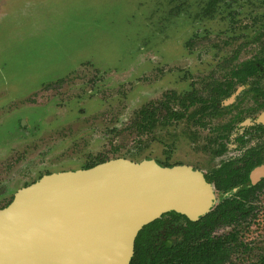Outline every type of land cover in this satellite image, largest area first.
Wrapping results in <instances>:
<instances>
[{"label": "rangeland", "instance_id": "1", "mask_svg": "<svg viewBox=\"0 0 264 264\" xmlns=\"http://www.w3.org/2000/svg\"><path fill=\"white\" fill-rule=\"evenodd\" d=\"M209 1L0 0V208L24 182L96 156L206 168L210 156L181 123L139 138L131 124L142 105L207 79L213 64L255 54L264 0H217L206 13ZM252 203L240 237L253 250L238 262L264 249V189Z\"/></svg>", "mask_w": 264, "mask_h": 264}, {"label": "water", "instance_id": "2", "mask_svg": "<svg viewBox=\"0 0 264 264\" xmlns=\"http://www.w3.org/2000/svg\"><path fill=\"white\" fill-rule=\"evenodd\" d=\"M263 174L264 164L253 168L241 188ZM215 202L203 173L184 164L120 157L51 172L0 208V264H129L143 226L167 212L197 220Z\"/></svg>", "mask_w": 264, "mask_h": 264}, {"label": "flooded vegetation", "instance_id": "3", "mask_svg": "<svg viewBox=\"0 0 264 264\" xmlns=\"http://www.w3.org/2000/svg\"><path fill=\"white\" fill-rule=\"evenodd\" d=\"M211 5V7H209V4L207 5L206 13H212L214 11L216 2ZM254 39L256 40L257 36H255ZM262 41H264L263 38ZM258 51L259 47L255 54H257ZM254 55L252 57H254ZM252 57L236 62L237 52H235L230 58L227 57L225 61L213 64L209 73L206 74V76H208L207 79L198 78L197 83L195 80L191 79L189 86L186 88L184 87L183 91L178 92L171 88L162 100L144 104L150 105L149 107L151 108L166 105V108L160 107L159 110H157L155 117H158V119L151 130L156 127L157 123H163L167 126L181 123L182 128H186L184 132L185 137L190 138L192 140L191 142L196 143V149L210 156L206 160V168L194 164L192 161L182 160L170 163L168 160H154L163 166H173L177 164L188 165L203 173L204 177L207 178L213 186L215 197L217 192L221 193L218 203L224 199L230 198L232 194L240 189H244L241 187L247 182H250L253 168L264 164V124L254 122V119L264 111V63L255 62L251 64L247 62ZM231 59L233 60L230 61ZM253 68L255 70L252 72ZM141 81L142 80L139 82ZM204 82L205 87L203 85ZM162 115L163 117H167L165 122L163 120L166 118L163 119ZM246 119H249L250 122L242 124ZM25 123L24 121L21 125L22 128ZM151 130L144 133L150 132ZM135 132L137 138L141 137L143 134H137L136 130ZM114 158L120 157H109L108 155L96 156L94 160L87 165L94 162H96V164L102 163ZM122 158L127 159V157ZM146 159L153 158L147 157ZM100 160L104 161L100 162ZM87 165H83L81 169L85 168ZM49 173H51V171L45 174ZM245 176L248 178L247 181L232 187L231 190L234 188H237V190L235 192H230L228 196L223 195L229 191L222 192L217 189L214 185L215 180L212 179L245 178ZM36 180L33 179L31 182H24V185L21 187ZM262 182H264V174L261 175L253 185L250 184L246 188ZM14 193L7 204L12 200ZM215 203L212 205L210 211L218 204ZM167 213H163L160 216L163 217L164 221L154 232L156 244L160 242L158 239L173 244L183 239L185 232L183 220L173 219L170 215H167ZM201 217L202 216H200V218ZM222 227L230 226L219 224L214 229L213 234H219L216 230Z\"/></svg>", "mask_w": 264, "mask_h": 264}, {"label": "trees", "instance_id": "4", "mask_svg": "<svg viewBox=\"0 0 264 264\" xmlns=\"http://www.w3.org/2000/svg\"><path fill=\"white\" fill-rule=\"evenodd\" d=\"M210 2V1H209ZM208 4L211 7L216 0H211ZM264 40V29L259 34ZM259 36L257 39L259 40ZM247 62L264 63V41L259 44V51ZM255 69L253 68L252 72ZM144 105L136 113V119L131 127L138 133L151 130L158 117H155L157 110L163 106L149 107ZM163 117V115H162ZM164 122L167 117L164 116ZM104 161V160H100ZM96 164L87 165L85 168ZM214 185L222 192L230 191L232 187L247 181L245 178H212ZM264 188V182L240 189L232 194L230 198L222 200L215 207L202 216L199 220L192 221L185 216L168 212L173 219H182L184 226L183 239L176 244L162 241L156 244L154 232L163 223V217L143 226L138 232L134 242V253L129 264H264V249L260 248L254 259L238 262L233 255L246 253L250 256L252 246L244 242L241 237V225L245 223L248 227L249 222L255 216V204L252 202L257 198L258 192ZM223 224L230 226L226 232L213 234L217 225ZM233 258V259H232ZM240 260V258L238 257Z\"/></svg>", "mask_w": 264, "mask_h": 264}]
</instances>
